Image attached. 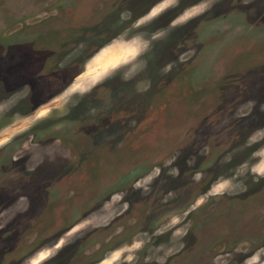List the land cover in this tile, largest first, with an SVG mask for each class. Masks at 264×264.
<instances>
[{"label":"rangeland","instance_id":"374dc122","mask_svg":"<svg viewBox=\"0 0 264 264\" xmlns=\"http://www.w3.org/2000/svg\"><path fill=\"white\" fill-rule=\"evenodd\" d=\"M0 31V264H264V0H0Z\"/></svg>","mask_w":264,"mask_h":264},{"label":"flooded vegetation","instance_id":"af4514ba","mask_svg":"<svg viewBox=\"0 0 264 264\" xmlns=\"http://www.w3.org/2000/svg\"><path fill=\"white\" fill-rule=\"evenodd\" d=\"M2 34H3V31H0V35H2ZM124 175H126V173H124ZM122 176H123V174H122ZM122 176H121V177H122Z\"/></svg>","mask_w":264,"mask_h":264}]
</instances>
